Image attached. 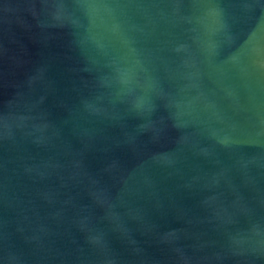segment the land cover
<instances>
[{
  "label": "water",
  "instance_id": "95a60500",
  "mask_svg": "<svg viewBox=\"0 0 264 264\" xmlns=\"http://www.w3.org/2000/svg\"><path fill=\"white\" fill-rule=\"evenodd\" d=\"M0 264H264V0H0Z\"/></svg>",
  "mask_w": 264,
  "mask_h": 264
}]
</instances>
